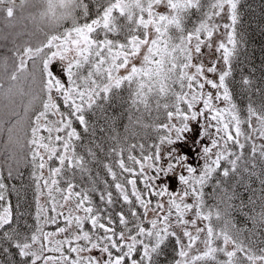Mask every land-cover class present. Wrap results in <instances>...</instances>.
<instances>
[{"label":"snow or ice","instance_id":"6c2138e0","mask_svg":"<svg viewBox=\"0 0 264 264\" xmlns=\"http://www.w3.org/2000/svg\"><path fill=\"white\" fill-rule=\"evenodd\" d=\"M246 7L0 0V264H264Z\"/></svg>","mask_w":264,"mask_h":264},{"label":"trees","instance_id":"16d2710c","mask_svg":"<svg viewBox=\"0 0 264 264\" xmlns=\"http://www.w3.org/2000/svg\"><path fill=\"white\" fill-rule=\"evenodd\" d=\"M245 5H248L244 9V26L242 30H247L249 49L248 53L252 57L254 66L259 67V63L262 57L261 49L264 48V35H262L261 24L264 23V18L260 15L259 5L261 0H243ZM244 74H249L248 69L244 68ZM236 80H240L241 73L238 71L234 73ZM242 98V97H241ZM3 157L0 156V162H2ZM23 168V167H22ZM22 168L20 171L22 172ZM26 176H28V171L24 168ZM6 174V169H5ZM26 178V177H25ZM7 179V177H6ZM9 183H19V178L15 181L9 180Z\"/></svg>","mask_w":264,"mask_h":264},{"label":"rangeland","instance_id":"374dc122","mask_svg":"<svg viewBox=\"0 0 264 264\" xmlns=\"http://www.w3.org/2000/svg\"><path fill=\"white\" fill-rule=\"evenodd\" d=\"M22 172L24 173V177L27 178L24 168H22Z\"/></svg>","mask_w":264,"mask_h":264}]
</instances>
